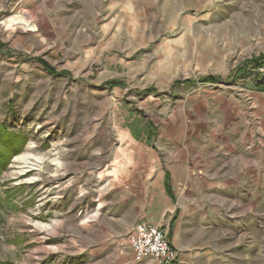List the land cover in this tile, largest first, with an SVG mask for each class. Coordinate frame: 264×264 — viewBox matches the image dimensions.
I'll return each instance as SVG.
<instances>
[{
	"label": "rangeland",
	"instance_id": "obj_1",
	"mask_svg": "<svg viewBox=\"0 0 264 264\" xmlns=\"http://www.w3.org/2000/svg\"><path fill=\"white\" fill-rule=\"evenodd\" d=\"M0 149V262L264 264V0H0Z\"/></svg>",
	"mask_w": 264,
	"mask_h": 264
},
{
	"label": "built area",
	"instance_id": "obj_2",
	"mask_svg": "<svg viewBox=\"0 0 264 264\" xmlns=\"http://www.w3.org/2000/svg\"><path fill=\"white\" fill-rule=\"evenodd\" d=\"M127 243L136 263L152 260L153 264H173L175 249L160 227L151 223H137L128 235Z\"/></svg>",
	"mask_w": 264,
	"mask_h": 264
},
{
	"label": "trees",
	"instance_id": "obj_3",
	"mask_svg": "<svg viewBox=\"0 0 264 264\" xmlns=\"http://www.w3.org/2000/svg\"><path fill=\"white\" fill-rule=\"evenodd\" d=\"M2 131H4V129L2 130ZM15 135V134H14ZM14 135H12V134H8L7 136L8 137H10V138H8V140H12V136H14ZM16 138V140H15V142H16V146H14L16 149L17 148H19V147H21V144H22V140H23V137H21V136H15ZM9 142V141H8ZM4 149H10L9 148V143H6V146L4 147ZM1 150V149H0ZM5 157V156H4ZM3 160V154H1V151H0V162ZM8 159L7 160H5V164L6 163H8ZM0 264H11L10 262H0Z\"/></svg>",
	"mask_w": 264,
	"mask_h": 264
}]
</instances>
